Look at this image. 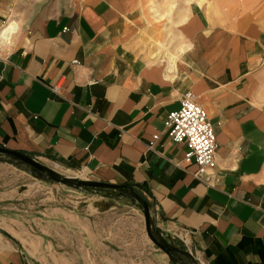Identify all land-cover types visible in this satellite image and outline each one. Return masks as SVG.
Listing matches in <instances>:
<instances>
[{
    "label": "crops",
    "instance_id": "1",
    "mask_svg": "<svg viewBox=\"0 0 264 264\" xmlns=\"http://www.w3.org/2000/svg\"><path fill=\"white\" fill-rule=\"evenodd\" d=\"M140 1L0 0L13 32L0 38V146L136 185L161 228L191 231L200 264H264V23H213L193 2L174 62L153 60L159 47L137 46ZM188 90L216 132L213 185L164 132ZM31 258L0 231V264Z\"/></svg>",
    "mask_w": 264,
    "mask_h": 264
},
{
    "label": "rangeland",
    "instance_id": "2",
    "mask_svg": "<svg viewBox=\"0 0 264 264\" xmlns=\"http://www.w3.org/2000/svg\"><path fill=\"white\" fill-rule=\"evenodd\" d=\"M193 2L213 23H264V0H141L138 48L149 56L159 47L150 57L170 46L177 53L176 27L191 14ZM40 160L62 173L89 178ZM0 226L32 255L33 264H176L148 236L144 212L128 197L48 181L7 161H0Z\"/></svg>",
    "mask_w": 264,
    "mask_h": 264
},
{
    "label": "water",
    "instance_id": "3",
    "mask_svg": "<svg viewBox=\"0 0 264 264\" xmlns=\"http://www.w3.org/2000/svg\"><path fill=\"white\" fill-rule=\"evenodd\" d=\"M0 161H7L18 167L24 166L33 175L48 181L59 182L76 188L100 189L105 195L118 193L128 197L142 209L145 215L148 236L158 248L167 253L172 263L200 264L189 246L177 234H172L158 225L155 205L150 199L145 198L141 194L136 185L130 183L117 184L104 180L68 175L44 163L28 152L4 146H0ZM0 231L9 234L2 227H0Z\"/></svg>",
    "mask_w": 264,
    "mask_h": 264
},
{
    "label": "built area",
    "instance_id": "4",
    "mask_svg": "<svg viewBox=\"0 0 264 264\" xmlns=\"http://www.w3.org/2000/svg\"><path fill=\"white\" fill-rule=\"evenodd\" d=\"M9 26L10 24L6 27ZM12 33L9 34V37ZM73 63L78 64L79 61L75 59ZM90 83H95V80ZM52 90L58 93L59 87L55 86ZM164 132L172 141L183 142L187 145L184 161L187 164L194 163L196 165L193 172L194 177L208 185H213L218 147L216 132L206 109L199 103L197 95L192 90H188L184 94L179 109L172 110L167 114ZM160 137L161 133L154 135L149 147L153 149ZM175 234L189 246L191 231L183 229ZM191 252L199 260L198 252L192 250ZM199 261L201 262V260Z\"/></svg>",
    "mask_w": 264,
    "mask_h": 264
},
{
    "label": "bare ground",
    "instance_id": "5",
    "mask_svg": "<svg viewBox=\"0 0 264 264\" xmlns=\"http://www.w3.org/2000/svg\"><path fill=\"white\" fill-rule=\"evenodd\" d=\"M147 1H149V0H145V2H147ZM186 18V16H184L183 17V19H181V21H183L184 19ZM11 25V24H10ZM8 29V28H7ZM7 29L6 30H2L1 32H0V38H1V40H4V41H8V39H9V32L7 31ZM16 29V28H15ZM10 39H11V37H10ZM5 42V43H6ZM182 49V48H181ZM180 50V49H179ZM167 56H169V58L171 59V62H174V60H175V58H176V53H173V52H171L170 50H167ZM160 55H161V51L160 50H157V51H155V52H153L152 54H151V58L152 59H157L158 57H160ZM64 173V172H63ZM65 174H68V175H70L69 173H65Z\"/></svg>",
    "mask_w": 264,
    "mask_h": 264
},
{
    "label": "trees",
    "instance_id": "6",
    "mask_svg": "<svg viewBox=\"0 0 264 264\" xmlns=\"http://www.w3.org/2000/svg\"><path fill=\"white\" fill-rule=\"evenodd\" d=\"M142 194V193H141ZM145 198H147V196H145L144 194H142ZM7 236L12 237L10 234H7Z\"/></svg>",
    "mask_w": 264,
    "mask_h": 264
}]
</instances>
